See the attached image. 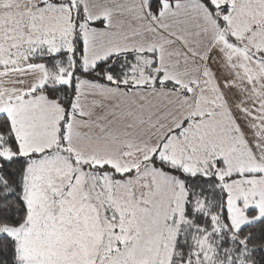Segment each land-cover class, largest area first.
Instances as JSON below:
<instances>
[{
  "label": "snow or ice",
  "instance_id": "obj_1",
  "mask_svg": "<svg viewBox=\"0 0 264 264\" xmlns=\"http://www.w3.org/2000/svg\"><path fill=\"white\" fill-rule=\"evenodd\" d=\"M0 264H264V0H0Z\"/></svg>",
  "mask_w": 264,
  "mask_h": 264
}]
</instances>
